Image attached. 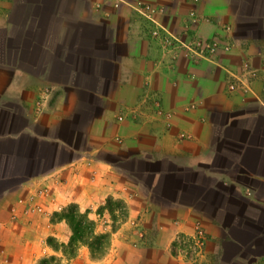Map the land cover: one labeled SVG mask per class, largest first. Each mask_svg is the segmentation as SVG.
<instances>
[{
  "label": "crops",
  "instance_id": "0c3cea01",
  "mask_svg": "<svg viewBox=\"0 0 264 264\" xmlns=\"http://www.w3.org/2000/svg\"><path fill=\"white\" fill-rule=\"evenodd\" d=\"M140 3L233 46L166 53ZM263 52L264 0H0V264H192L175 245L197 226L198 264H264ZM243 59L258 78L229 93ZM109 199L127 211L107 254L70 253L68 207L97 235Z\"/></svg>",
  "mask_w": 264,
  "mask_h": 264
},
{
  "label": "built area",
  "instance_id": "2783aa9c",
  "mask_svg": "<svg viewBox=\"0 0 264 264\" xmlns=\"http://www.w3.org/2000/svg\"><path fill=\"white\" fill-rule=\"evenodd\" d=\"M137 11L141 18L145 21V29L147 38L151 41H157L159 45L167 52L176 53L178 50H183V53L196 60L197 57L213 59L217 56L219 51H229L233 46L231 39L222 41L219 38H213L209 41L203 42L200 38H192L188 41H182L166 32L164 27L158 21L159 13L162 9L151 3H140L137 6ZM192 20L195 19V11L190 12ZM222 29L228 30L227 26ZM175 57V56H173ZM262 69L264 70V52L261 56ZM259 70L254 67L248 59H243L239 64V72H228L226 80V88L229 93L237 90L249 91L251 90V83L258 78ZM156 112L162 116L167 126L171 114L157 107ZM176 254L186 257L192 264H198L199 258L204 254L205 249V232L200 226H197L194 233L189 238H179L175 245Z\"/></svg>",
  "mask_w": 264,
  "mask_h": 264
},
{
  "label": "rangeland",
  "instance_id": "374dc122",
  "mask_svg": "<svg viewBox=\"0 0 264 264\" xmlns=\"http://www.w3.org/2000/svg\"><path fill=\"white\" fill-rule=\"evenodd\" d=\"M104 208L107 213L103 217V232L98 233L97 235L94 232L95 221L85 213L79 212L76 205L71 204L66 212V215L71 216L76 227L80 229V234L84 237H89V240L94 246L98 243L97 246L100 250L99 253L95 255L97 257H102L107 254L110 245L111 233L125 218L127 211L125 203L119 199L107 200ZM73 250L74 246L71 247L72 252Z\"/></svg>",
  "mask_w": 264,
  "mask_h": 264
},
{
  "label": "trees",
  "instance_id": "16d2710c",
  "mask_svg": "<svg viewBox=\"0 0 264 264\" xmlns=\"http://www.w3.org/2000/svg\"><path fill=\"white\" fill-rule=\"evenodd\" d=\"M66 219L68 221V223L70 224L72 230H73V238L71 240V243L69 244V251L70 253H72L71 251V247L73 246L74 240H81L82 242H85L88 247L91 250V253L93 255H96L97 253H99L100 248L97 246L98 243H96V246L93 245V243H91V241L89 240V237H84L82 234H80V229L76 227V225L74 224L73 219L71 218V216L66 215ZM97 241V239H96Z\"/></svg>",
  "mask_w": 264,
  "mask_h": 264
}]
</instances>
